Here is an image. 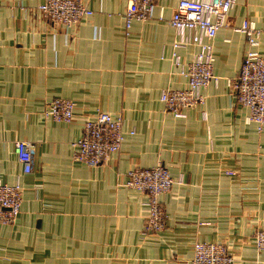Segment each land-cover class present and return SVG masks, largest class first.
<instances>
[{"label":"crops","instance_id":"crops-1","mask_svg":"<svg viewBox=\"0 0 264 264\" xmlns=\"http://www.w3.org/2000/svg\"><path fill=\"white\" fill-rule=\"evenodd\" d=\"M82 1L92 13L65 26L47 21L43 0H0V178L22 187L16 220L0 223V264H190L200 241L225 244L232 264H264L253 241L264 228V127L246 121L227 85L247 49L235 28L250 19L264 30V0H235L212 41L216 80L184 117L159 99L187 85L173 53L187 62L197 50L173 48L179 0H154L128 33L127 0ZM55 97L74 102L71 122L43 115L40 99ZM97 109L122 118L124 139L88 165L74 160L73 142ZM17 140L31 142L30 172ZM158 164L174 179L160 197L166 225L143 234L145 195L124 181L130 168Z\"/></svg>","mask_w":264,"mask_h":264},{"label":"built area","instance_id":"built-area-1","mask_svg":"<svg viewBox=\"0 0 264 264\" xmlns=\"http://www.w3.org/2000/svg\"><path fill=\"white\" fill-rule=\"evenodd\" d=\"M235 0H179L170 18L176 38L172 45L176 50L195 46L192 58L183 62L181 56L173 53L175 65L187 76L184 88L163 89L159 99L175 117H184L185 109L202 104L201 89L216 80L213 74V38L218 29L228 23L230 9ZM154 0H127L123 13L125 32L133 19L143 20L151 16ZM43 16L52 24L71 26L92 13L82 0H43L39 5ZM236 31L247 39L245 50L236 78L227 79V85L237 103L248 107L247 122L256 124L257 130L264 127V56L258 46L264 39V30L253 20L244 19ZM44 104L43 115L57 122L69 123L74 117V102L67 98L40 99ZM204 115V113H203ZM120 116L97 109L86 119L82 135L73 142V158L88 165L101 163L110 153L119 151L123 135ZM31 142L17 140L15 153L22 163L23 171L32 170L33 154ZM233 174V171H226ZM180 180V179H179ZM174 179L161 164L150 169L134 167L128 170L125 185L145 194L143 204L147 208L142 227L143 234L161 231L166 223V213L161 195L170 191ZM22 187L19 183L8 184L0 178V223H13L20 211ZM257 249L264 250V228L253 233ZM234 257L223 243L200 241L193 244L190 264H232Z\"/></svg>","mask_w":264,"mask_h":264},{"label":"rangeland","instance_id":"rangeland-1","mask_svg":"<svg viewBox=\"0 0 264 264\" xmlns=\"http://www.w3.org/2000/svg\"><path fill=\"white\" fill-rule=\"evenodd\" d=\"M38 9H39V6H38ZM41 12V11H40ZM42 13V12H41ZM43 15V14H42ZM48 21V20H47ZM49 22V21H48ZM52 24V23H51ZM167 110V109H166ZM186 110V109H185ZM168 111V110H167ZM169 112V111H168ZM170 113V112H169ZM93 115V114H92ZM91 115V116H92ZM175 117V116H174ZM113 153V152H112ZM104 161V160H103ZM157 166V165H156ZM132 168H134V167H132ZM140 168H142V167H140ZM151 168H153V167H151ZM131 169V168H130ZM145 169H150V168H145ZM128 172V171H127ZM127 178V177H126ZM126 180V179H125ZM124 184H125V181H124ZM128 187V186H127ZM131 188V187H130ZM134 189V188H133ZM145 195V194H144ZM165 225H166V223H165ZM165 227V226H164Z\"/></svg>","mask_w":264,"mask_h":264}]
</instances>
